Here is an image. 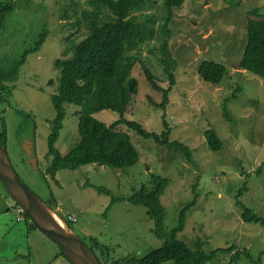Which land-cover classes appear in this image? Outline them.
I'll list each match as a JSON object with an SVG mask.
<instances>
[{
	"label": "rangeland",
	"instance_id": "obj_1",
	"mask_svg": "<svg viewBox=\"0 0 264 264\" xmlns=\"http://www.w3.org/2000/svg\"><path fill=\"white\" fill-rule=\"evenodd\" d=\"M76 1L84 5L86 0ZM237 1L230 5L223 0H184L174 9L168 47L176 60L173 81L159 64L156 38L135 52L139 59L131 76L138 89L123 118L138 122L149 132L168 131L169 140L183 143L187 154L183 148L160 145L121 123L116 128L130 136L138 153L134 165L113 168L91 163L59 170L54 178L46 173L52 159L49 122L56 114L51 103L58 78L54 61L61 56L65 37H73L79 29L70 25L73 9L68 0H18L7 14L0 30L2 65L3 59L17 57L30 46L43 28L48 30L40 49L27 55L17 80L7 83L10 94L0 103V130L5 124L9 159L39 197L64 218L72 216L71 228L89 246H93L91 238H96L109 247L107 253L94 248L102 261L106 257H141L161 246L163 240L153 233L146 207L126 200L133 190L149 185L156 174L170 181L160 198L165 207V231L174 228L180 210L194 202L176 238L191 248L200 239L206 253L218 249L205 264H264V225L244 221L242 207L236 203L239 199L252 213L264 217V77L238 64L247 40V15L256 8L254 17L264 21V0ZM160 5L158 0L150 12L161 13ZM66 12L71 17L63 18ZM204 59L225 65L226 74L219 83L199 76L197 66ZM141 62L160 90L151 86ZM49 79L54 84L49 85ZM237 86L236 96L226 101L230 120L224 116V99ZM63 110L62 126L53 144L61 154L79 142V115L75 112L80 107L65 103ZM92 116L106 125L120 117L111 109L95 111ZM210 128L222 140L216 151L204 137ZM25 140L32 142L37 171L23 159ZM96 186L109 193L99 192ZM15 206L0 180V264H71L29 221H16Z\"/></svg>",
	"mask_w": 264,
	"mask_h": 264
},
{
	"label": "trees",
	"instance_id": "obj_2",
	"mask_svg": "<svg viewBox=\"0 0 264 264\" xmlns=\"http://www.w3.org/2000/svg\"><path fill=\"white\" fill-rule=\"evenodd\" d=\"M157 1L86 0L85 4L81 5L76 0H68V6L73 9V21L70 25L79 30L73 37L70 35L65 37L61 56L54 61L58 78L55 93L51 94V103L56 114L49 122L51 131L48 136V153L52 159L46 167V173L51 177L54 178L59 170H74L81 165L91 163L113 168L134 165L138 153L130 136L116 128L121 123L145 138L154 139L160 145L183 148L185 154L189 152L183 143L169 140L168 131H162L160 134L149 132L138 122L123 118L124 111L138 89L137 80L131 76V71L139 59L135 52L141 45L155 38L158 40L159 64L173 81L172 71L176 60L168 48L171 33L169 23L174 16V9L179 8L184 0H161L159 7L161 13L150 12ZM223 1L230 5L238 4L237 0ZM17 2L18 0H0V30L4 26L7 14L16 8ZM256 12V8H252L247 15V40L238 64L240 68L264 77V21L254 17ZM62 17L71 16L66 12ZM47 35L48 30L43 28L36 35L33 43L17 57L3 59V65L0 62V103L7 101L10 94L7 83L17 80L20 67L25 63L27 55L38 51ZM142 65L151 86L160 90L161 87L158 86L152 72L144 63ZM197 72L202 79L219 83L226 74V67L214 60L204 59L198 64ZM48 84H54V80L49 79ZM169 90L170 87L163 91L164 96ZM239 90L240 87L237 86L232 94L224 99V116L230 120L226 101L234 98ZM164 100L166 101L167 98L164 97ZM65 103L80 107V110L75 112L79 115L77 125L79 142L67 153L61 154L55 150L53 144L62 126ZM102 109L116 111L120 117L110 125H106L92 116V113ZM204 137L211 150L216 151L221 147L222 140L214 129H207ZM6 141L7 132L3 124L0 130V143L6 147ZM23 159L27 161L25 152ZM169 182L167 177L152 174L149 185H142L139 189L133 190L126 198L133 205L146 207V214L153 221V233L163 240L161 246L149 250L141 257L128 255L115 260L106 257L104 261L99 258L103 264H161L170 260L174 261V264H205L216 253L218 249L210 253L203 251V242L200 239L196 240L194 247L191 248L184 240L176 238V234L183 230L186 213L194 202L185 205L179 212L178 224L170 231H165L163 225L165 207L160 198ZM96 189L99 192L109 193L102 186H96ZM115 200L121 199L112 198V201ZM236 203L242 207L241 217L244 221L264 225L263 216L252 213L239 199ZM15 204V208L20 206L16 201ZM23 219L29 221L31 228H36L26 212L23 214ZM67 222L70 225L71 222ZM91 242L93 246L90 247L93 250L100 248L102 253L109 251V247L96 238H91ZM59 250L66 258L60 247Z\"/></svg>",
	"mask_w": 264,
	"mask_h": 264
},
{
	"label": "water",
	"instance_id": "obj_3",
	"mask_svg": "<svg viewBox=\"0 0 264 264\" xmlns=\"http://www.w3.org/2000/svg\"><path fill=\"white\" fill-rule=\"evenodd\" d=\"M64 15V13H63ZM29 165L37 171L32 142L24 141ZM0 180L8 194L25 210L41 233L59 246L71 264H103L96 252L73 231L58 209L39 197L13 167L6 147L0 143Z\"/></svg>",
	"mask_w": 264,
	"mask_h": 264
},
{
	"label": "built area",
	"instance_id": "obj_4",
	"mask_svg": "<svg viewBox=\"0 0 264 264\" xmlns=\"http://www.w3.org/2000/svg\"><path fill=\"white\" fill-rule=\"evenodd\" d=\"M16 211H17V216H16V221H19V220H21V219H23V214L25 213V210L23 209V207H21V206H17L16 208ZM72 216L71 215H68L67 217H66V221H70V222H72Z\"/></svg>",
	"mask_w": 264,
	"mask_h": 264
},
{
	"label": "crops",
	"instance_id": "obj_5",
	"mask_svg": "<svg viewBox=\"0 0 264 264\" xmlns=\"http://www.w3.org/2000/svg\"><path fill=\"white\" fill-rule=\"evenodd\" d=\"M22 220H23V219H22ZM22 220H21V221H22ZM19 221H20V220H19Z\"/></svg>",
	"mask_w": 264,
	"mask_h": 264
}]
</instances>
